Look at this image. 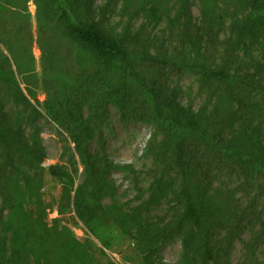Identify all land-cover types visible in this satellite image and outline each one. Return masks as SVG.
Masks as SVG:
<instances>
[{
    "label": "rangeland",
    "instance_id": "obj_1",
    "mask_svg": "<svg viewBox=\"0 0 264 264\" xmlns=\"http://www.w3.org/2000/svg\"><path fill=\"white\" fill-rule=\"evenodd\" d=\"M62 1L69 9L79 6L80 12L84 10L83 0ZM235 1L85 0L92 4V18L104 30L122 37L130 48L133 58L129 66L121 61L103 64L91 50L67 36L58 17V0H0V8L9 9L6 16H0V109L22 125L26 136L40 141L45 155L43 162H32L18 149L0 143V235L7 241L4 264L16 263V251L37 261L40 247L32 235L40 237L41 231V240L44 234L52 252L84 244L92 256L91 264H178L181 238L167 240L146 258L135 228H131L132 235L125 233L118 218L120 212L129 215L143 202H151L145 205L143 216L155 227L179 208L170 190L181 182L179 167L171 169L158 187L159 164L149 153L156 134L145 114L152 109L151 88L174 90L183 104L195 109L206 102L213 108L216 101L223 107H239V98L247 95L237 88L232 97L226 83L209 80L187 66L189 58L222 61L223 40L237 9ZM249 3L241 0L238 6L244 10ZM43 11L52 15L50 28L45 26ZM209 18L215 22L211 35L219 38H208L204 27ZM199 28L204 30L202 42L197 37ZM146 55L153 59L146 60ZM256 55L261 60L260 53ZM256 67L249 65L245 70L253 73ZM259 95L258 88L253 89L252 96L244 100L249 103ZM70 110L80 112L95 128L93 154L128 165L108 172L112 189L102 200L107 212L99 218L103 222L98 229L92 224L95 231L78 216L73 200H67V191L71 189L74 195L84 181L83 166L66 125L72 122ZM156 139L162 144L164 137L160 134ZM194 140L201 142L199 137ZM52 164L62 165L73 180L52 176L48 170ZM244 180L225 169H214L210 177L220 206L229 200L233 211L234 206H248L256 198L251 211L261 215L236 238L231 264L249 261L247 245L255 232L264 237V196L256 187L244 189ZM220 214L227 215L225 210ZM226 233L222 228L217 235ZM251 257L264 259V243Z\"/></svg>",
    "mask_w": 264,
    "mask_h": 264
},
{
    "label": "trees",
    "instance_id": "obj_2",
    "mask_svg": "<svg viewBox=\"0 0 264 264\" xmlns=\"http://www.w3.org/2000/svg\"><path fill=\"white\" fill-rule=\"evenodd\" d=\"M238 2L241 0L235 1L237 9L231 17L228 36L223 40L226 48L222 61L216 63L204 58H189L187 66L209 80L226 83L232 90V97H235L237 88L250 97L253 89L258 88L260 98L247 103L244 100L246 95L239 98V107L233 104L223 107L216 101L213 108L206 102L195 109L192 104H183L174 90L153 87L149 91L152 109L145 114L156 128L149 153L153 155V162L159 164L161 173L155 175L156 180L159 179L158 187L163 186V177L177 167L181 182L177 187L171 185L170 188L179 208L163 224L152 227L144 219V207L151 202H143L129 215L120 212L118 221L122 222L124 232L132 235L134 229L131 228H135L139 248L146 258L157 252L167 240L181 238L183 250L178 264H231L230 253L236 238L246 224L261 216L251 211L256 198L248 206H234L233 211L228 206L229 200L227 205L220 206L212 193L210 181L214 169H225L230 174L245 177L244 189L256 187L258 194L264 196V0H250V6L244 10L238 6ZM82 5L84 10L80 12L79 6L69 9L66 3L58 0V17L64 23L65 34L91 50L103 64L121 61L130 66L133 53L123 38L104 30L92 18L89 14V9L93 8L91 2L83 0ZM7 9L1 6V17L7 15ZM42 13L45 26L50 28L52 21L48 20H52V15L46 11ZM214 26L215 22L209 18L204 27L208 38H219L211 35L215 31ZM202 31V28L197 31L201 42ZM256 52L260 53L261 60ZM145 59L153 58L146 55ZM249 65L257 66L256 71L245 70ZM69 113L72 122L66 125L83 166L84 181L78 185L74 195L71 189L67 191V200H73L78 216L95 231L103 222L99 218L107 212L102 203L103 197L112 189L107 174L114 167L126 168L128 165L109 161L105 155L93 154L91 142L95 128L80 112L70 110ZM160 134L164 137L162 144L156 139ZM195 137H199L201 142L194 140ZM0 143L18 149L32 162H43L45 155L40 141L26 136L22 125L2 109ZM48 170L52 176L63 181L73 180L72 174L62 165H49ZM198 170L201 171L199 176ZM224 210L227 215L222 216L220 213H224ZM253 223L254 226L257 224L256 221ZM92 224H95V228ZM222 228H226L227 233L218 237ZM257 233L252 235L247 245L251 256L258 245L264 243V237ZM32 236L34 244L36 242L40 247L37 261H31L29 255L16 251L13 255L15 264H21L25 259L26 264H30V261L32 264H91L92 256H89L84 244L78 242L75 248L60 247L52 252L46 246L50 241L44 234L41 240L42 231L40 237L37 234ZM6 256L7 241L0 235V264L5 263ZM251 256L245 264H264V259Z\"/></svg>",
    "mask_w": 264,
    "mask_h": 264
}]
</instances>
